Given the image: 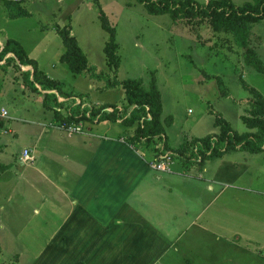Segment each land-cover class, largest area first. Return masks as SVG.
I'll list each match as a JSON object with an SVG mask.
<instances>
[{"label":"rangeland","instance_id":"1","mask_svg":"<svg viewBox=\"0 0 264 264\" xmlns=\"http://www.w3.org/2000/svg\"><path fill=\"white\" fill-rule=\"evenodd\" d=\"M7 1L0 0L1 43L8 39L18 41L41 70L62 83V95L71 97L65 98L58 111L66 114L70 108L71 113L77 115L79 111L83 112L80 101L87 105L84 112L87 119L81 122L84 131L93 128V119L88 118L87 112L92 106L126 103L122 83L140 80L147 91L153 88L159 91L167 145L173 151L172 172H182L203 183L194 191L184 189V208L188 215L180 211L179 205L172 206L171 199L167 200L169 217H165L166 225L171 227L175 218L182 219L179 223L186 230L179 233L176 225L173 231L165 233L171 234L174 240L177 233L180 237L176 247H170L158 264H264V247L246 242L243 234L256 236L258 212H264L259 196L264 198V150L251 153L237 147L231 148L222 158H205L202 166L209 165L211 173L186 168L189 164L183 163L175 153L195 139L214 137L220 132L217 123L220 120L237 134L250 132L242 116L250 109L252 95L249 88L264 96V74L247 64L246 49L239 45L235 34L226 30L214 31L209 19L188 20L190 16L179 11L176 17L169 12L150 14L147 6L160 4V0H145V3L144 0H22L20 6L29 15L18 19L9 18ZM192 1L195 8H204L213 0ZM232 1L236 6L253 2ZM101 12L115 29L120 60L116 72L107 65L105 46L110 36L103 28ZM57 27L71 29L89 66L99 74L98 78L89 79V74L73 75L60 61L65 47ZM1 43L2 47L4 43ZM249 43L264 64V19L251 25ZM100 85L101 88H97ZM37 94L23 85V76L16 66L0 68V110L4 108L8 112L1 128L0 165H10L0 171V264L32 262L53 234L40 231L34 213L35 207L41 206L49 186L33 173L37 187L26 188L27 171L32 165L22 166L20 159L24 149L34 140L32 130L41 131L37 124L45 123L42 115L52 119L54 113L43 105V95ZM125 126L102 121L99 129L107 131L112 139L134 135V128ZM159 145L163 147V143ZM187 147L189 156L198 157L193 147ZM139 148L143 150L144 159L150 161L153 158L154 161L152 150L144 146ZM42 152L38 151L37 161ZM219 159L224 160L225 165L235 164V168H229L236 170L226 168L221 175L224 178L212 182ZM164 174L171 173L161 175ZM53 192L50 189L49 193ZM221 192L222 201L217 200L216 212L209 207L215 194ZM236 211H240V215L235 214ZM201 212V218L197 219ZM207 219L208 227L203 230L200 223ZM216 223L222 229L216 227ZM234 229L242 230V235L231 234Z\"/></svg>","mask_w":264,"mask_h":264},{"label":"crops","instance_id":"2","mask_svg":"<svg viewBox=\"0 0 264 264\" xmlns=\"http://www.w3.org/2000/svg\"><path fill=\"white\" fill-rule=\"evenodd\" d=\"M101 85L97 88H101ZM57 95L58 102L64 104L67 97ZM80 104L83 105L82 109L87 107L82 101ZM125 105L115 106L119 109L117 120H99L98 115L92 122L93 128L89 127L88 132L85 130L82 134L65 136L50 127L62 121L54 113L52 119L42 115L45 123L37 124L41 127L40 132L32 130L34 140L27 148H34L35 160L27 171L25 186L37 187L33 173L49 186L45 190L47 194L42 197L41 206L35 207L34 213L40 223V231H51L53 234L28 264H158L170 247H176L179 233L186 229L179 223L182 219L175 218L171 227L166 225L165 217H169L167 200L171 199L172 206L179 205L180 211L188 215L184 208V189L194 191L203 181L193 180L194 177L182 172L154 170L149 166L153 158L147 161L139 148L141 146L130 145L132 135L112 139L107 131L99 129L102 121L125 126V117L121 116ZM113 110L107 108V111ZM69 111L72 110L69 108ZM39 150L43 152L37 161ZM219 160L211 177L212 182H220L224 178L221 176L224 169L236 170L229 168H235V164L225 165L224 160ZM21 165L25 164L21 162ZM185 167L211 173L209 165L203 167L189 163ZM161 182L165 184L161 185ZM50 189L54 191L53 194L49 193ZM210 191L213 192L214 188L211 187ZM222 195L223 192L215 194L208 207L217 212L216 202L218 199L222 201ZM259 196L262 210L264 198ZM196 200H199L198 196ZM203 212L196 218L200 219ZM235 214L240 215V211ZM208 224L207 219L200 223V228L207 229ZM257 224L256 236L243 233L246 236L244 240L264 247V212H258ZM176 225L179 226V233L174 240L171 234L165 233L173 231ZM216 227L222 229L217 223ZM241 232L234 229L231 234L238 236Z\"/></svg>","mask_w":264,"mask_h":264},{"label":"trees","instance_id":"3","mask_svg":"<svg viewBox=\"0 0 264 264\" xmlns=\"http://www.w3.org/2000/svg\"><path fill=\"white\" fill-rule=\"evenodd\" d=\"M143 2L145 3V0ZM193 3L192 0H160V4H149L147 8L149 13L153 15L169 12L176 17V12L179 11L183 12L186 17L190 16L188 20L197 17L206 18L210 20L214 31L226 30L234 33L239 45L246 49L247 64L254 66L258 72L264 74V64L249 43L251 25L264 19V0H253V2H247L241 6H236L232 0H213L204 8H195ZM6 5L10 19H18L29 15L27 10L20 6V1H7ZM101 19L103 28L110 36L105 46V54L108 58L107 65L110 70L116 72L120 60L117 53L115 29L110 25L104 12H101ZM56 30L61 36L65 47L60 61L67 65L73 75L89 74L91 78H98L99 74L96 73L93 67L89 66L85 53L78 45L76 38L71 34V29L69 27H57ZM11 54L12 56H9ZM1 62L4 63L0 64V68L16 66L23 76V85L33 92L43 95V105L53 111L57 117L62 118V121L56 122V125H49L50 127L60 130L59 124L65 122L69 125H77L84 132L81 122L87 119L84 113L86 108L83 109V112L79 111L77 115L71 113L72 111H69L70 113L66 112V114L58 111V107L62 106L63 102H58L57 94L59 93L60 97L65 98L61 93L62 83L42 71L37 62L29 57L18 41L8 39L2 47L0 46ZM22 66L32 68L33 72L31 70L22 71ZM121 85L125 91L126 101L121 116L125 117L123 122L127 126L134 128V135L129 139L130 145L144 146V148L152 150L154 160L168 153L171 149L167 145L166 130L162 122L163 107L159 91L156 88L147 91L140 80H129ZM52 91L58 92L55 94ZM249 91L252 95L249 102L250 109L247 111V115L242 116V120L250 132L242 135L237 134L225 121L220 120L217 122L220 132L214 137L207 136L202 139H195L192 143L188 142L187 146L193 147L194 152L198 153V157L189 156L188 147L185 145L176 152L174 151L183 163L201 166L205 158H220L231 148L237 147L251 153L264 150V96L253 88H249ZM69 97L71 96L68 95L67 98ZM107 108H113L114 110L107 111ZM2 110L3 108L0 110V136L4 120L8 118L2 116ZM87 112L89 113L88 118L93 119V121L98 115L100 116L99 120L105 118L117 120L119 109L115 106L103 105L98 108L91 107ZM64 133L67 132L64 131ZM160 143H163V147H160ZM171 152L173 151L171 150ZM198 159L199 161H197ZM6 169H8V166L0 165V171ZM1 252L0 242V254Z\"/></svg>","mask_w":264,"mask_h":264},{"label":"built area","instance_id":"4","mask_svg":"<svg viewBox=\"0 0 264 264\" xmlns=\"http://www.w3.org/2000/svg\"><path fill=\"white\" fill-rule=\"evenodd\" d=\"M9 1H21V0H9ZM2 116L8 117V112L6 109L3 108ZM59 129L62 132H67L69 134H78L84 133L83 130L78 127L77 125H69L67 123L59 124ZM35 160V151L34 149L26 148L24 149L21 161L24 164L32 163ZM173 164V156L171 152L165 153L161 155L159 158L155 159L153 162L150 163V167L154 170L161 171V172H171V165Z\"/></svg>","mask_w":264,"mask_h":264},{"label":"water","instance_id":"5","mask_svg":"<svg viewBox=\"0 0 264 264\" xmlns=\"http://www.w3.org/2000/svg\"><path fill=\"white\" fill-rule=\"evenodd\" d=\"M23 67V66H22ZM24 68V67H23ZM29 69H24V70H31L32 72H33V69L32 68H30V67H28Z\"/></svg>","mask_w":264,"mask_h":264}]
</instances>
